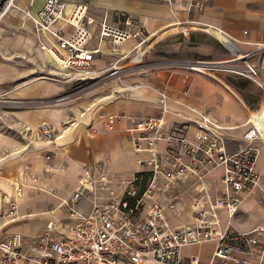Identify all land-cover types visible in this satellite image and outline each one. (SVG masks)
<instances>
[{"label":"crops","instance_id":"obj_1","mask_svg":"<svg viewBox=\"0 0 264 264\" xmlns=\"http://www.w3.org/2000/svg\"><path fill=\"white\" fill-rule=\"evenodd\" d=\"M43 1L16 0V6L0 21V102L6 103L7 108L22 101L46 98L71 82L67 80L64 85L54 86L44 76L31 77L36 69L42 73L48 55L39 49L32 22L24 9L30 8L34 13ZM77 1L87 2L96 20L105 15L111 24L119 23L120 14L133 13L142 27L145 42L137 46L136 39L115 46L98 41L96 29L90 27L94 36L87 47L99 49L91 61L94 75L107 73L114 62L121 72L118 78H104L107 82H100L91 91L93 96L81 106L87 111L78 110L80 117L75 111L65 115L44 110L13 112V116L0 114V239L13 233L26 237L40 233L48 220L65 214L61 203L86 177L99 178L107 173L114 178H125L147 172L151 153L144 148V139L140 140L142 149H135L130 127L139 117L161 113V92L166 95V112L157 134L161 137L158 150L165 163H170L167 136L178 132L194 141L199 124L208 134L221 135L226 151H235L247 144L257 147L254 172L258 180L250 185L230 219L231 226L222 207L207 217L217 224L216 228L232 232H248L263 226L264 140L260 129L250 140L243 139V134L253 126L258 127L257 118L264 117V88L231 73L219 72L209 77L159 63L229 58L230 53L217 55L216 44L211 46L216 55L209 56L205 44L194 40L196 33H201L212 36L233 53L253 52L244 60L264 66V0H203L200 6L194 3L201 0ZM61 25L59 20L55 27ZM164 43L174 56L155 59L150 48ZM135 45L137 52H134ZM33 59L34 65L30 64ZM134 83L139 86L133 88ZM3 115L10 119L1 120ZM68 118L71 124L67 126ZM109 118H113L112 123L108 122ZM44 122H49L54 130V139H46L40 131V124ZM220 177L221 169L214 168L202 177L187 173L172 183L159 181L151 199L163 206L165 225L171 229L193 225L192 201L197 197L204 199L205 194L219 196ZM124 188V181L114 179L110 192H83L75 207L88 213L109 195L119 197ZM15 190L21 193L16 199L13 198ZM9 203L16 205V218L2 215ZM215 243L212 239L190 244L181 249V254L185 258L196 256L208 264ZM259 248L257 245L247 253L234 252L223 264H233L234 257L247 258L249 264H260Z\"/></svg>","mask_w":264,"mask_h":264},{"label":"built area","instance_id":"obj_2","mask_svg":"<svg viewBox=\"0 0 264 264\" xmlns=\"http://www.w3.org/2000/svg\"><path fill=\"white\" fill-rule=\"evenodd\" d=\"M202 2L194 4L200 6ZM15 6L16 0H0V21ZM89 9L87 2L77 0H44L34 13L30 8L24 9L25 16L32 22L39 49L66 70L68 80L89 81L96 77L91 69V61L99 49L87 47L94 36L90 27L96 29L98 41L115 46L136 39L137 46L145 42L142 27L133 13H122L119 23L111 24L105 15L101 20H96ZM59 20L62 25L55 27ZM229 53V58L219 61L195 59L159 64L209 77H215L219 72L231 73L264 88V66L244 60L253 52L239 54V51L233 53L229 50ZM116 63L110 65L108 76L92 85L103 82L109 76L119 75L121 70ZM131 86L136 88L139 85L134 83ZM67 98L62 96L59 100ZM165 100L166 95L161 92V113L139 117L130 127L135 149H142L140 140L144 139V148L151 153L147 172L133 173L125 178H114L106 173L99 178L82 179L79 188L61 203L65 214L48 220L40 233L31 237L13 233L0 239V264H141L146 261L157 264H203L196 256L183 257L181 249L212 239L216 243L208 264H223L232 253H247L257 245L260 247V264H264V225L248 232H232L216 228L217 224L207 217L208 213H215L222 207L228 217L227 224L231 226L230 219L237 212L250 185L258 180L254 172L257 147L247 144L235 151H226L222 136L208 134L199 124L194 141H189L178 132L167 136L170 163H165L158 150L161 137L157 134L163 125ZM108 122L112 123L113 118H109ZM40 131L48 140L55 138L54 130L45 122L40 124ZM258 132L259 128L253 126L243 134V139L250 140ZM214 168L221 169L220 195L211 197L205 194L204 199L197 197L192 201L193 225L178 229L167 227L163 206L151 199L159 181L172 183L187 173L202 177ZM114 179L125 183L119 197L109 195L96 203L88 213L76 209L75 204L83 192H110ZM20 195V190H15L13 198ZM2 215L8 219L16 218L15 203H9ZM233 264H249V259L234 257Z\"/></svg>","mask_w":264,"mask_h":264},{"label":"rangeland","instance_id":"obj_3","mask_svg":"<svg viewBox=\"0 0 264 264\" xmlns=\"http://www.w3.org/2000/svg\"><path fill=\"white\" fill-rule=\"evenodd\" d=\"M194 40H197L198 42L205 44L204 49H205V51H207L209 53V56L210 55H213V56L216 55L215 51H213L214 49L211 48V46H213V45L215 46V44H216L217 49L219 51L217 55L222 56V55L229 53V50L226 47H223L222 45L218 44L217 40H215L212 36H207L205 34L196 33V37L194 38ZM186 50H188V49H185V51ZM137 51H138V48L135 45L134 52H137ZM149 52L151 55L155 56L154 57L155 59L172 58L174 56L173 52L171 50H169L166 43L161 44L160 46L159 45L152 46L150 48ZM179 52H183V51L181 49H179ZM33 56H34V54H33ZM209 56H207V57H209ZM47 57H48V59H46V61H45V64H44L45 66H44L42 73L36 72V71H38V69H36V71H32L31 77L35 78V77H39V76H44L43 78H45L46 81H49L50 83H52L54 86L64 85V81L68 80V78L66 79L67 76L65 75L66 70H64L63 68L58 66L52 60V58H50V56H47ZM35 59H36V57H35ZM35 59H33L30 64H32V63H33L32 65L36 64ZM119 67H121V66H119ZM109 74H110V71L102 74L99 77H95L94 79L89 80V81H81V80L76 81V80L72 79L71 82L69 81V83L65 84L64 89H61L60 91L53 93L52 95H50L46 98L26 100L24 102L22 101V102H19L16 104H12L13 107H11V108H7L6 103L0 102V114L2 115L3 113H9V115L13 116L15 112L36 111V110H44L48 113H55L57 111H60L62 113L64 112V115H65V112H68V111L70 114H72L73 111L78 113V110H80V112H85V111H87L86 108L81 107L83 105V102L88 101L89 98H91V96H93L91 91L94 90L96 87H99V85H101V84L92 85V83L98 81V79H100V78L108 76ZM114 76L113 75L109 76V78H112ZM107 80L108 79H106L105 81L103 80V83L107 82ZM79 81H81V82H79ZM62 96H68L69 99L59 100V98H61ZM0 100H2V99H0ZM78 115H79V113H78ZM2 117L3 118H1V120L10 119L9 116H6V115H3ZM79 117H80V115H79ZM70 121H71L70 118L65 120V122H66L65 125H67V126L70 125L71 124ZM47 123H49V122H47ZM141 264H152V263L144 262Z\"/></svg>","mask_w":264,"mask_h":264},{"label":"bare ground","instance_id":"obj_4","mask_svg":"<svg viewBox=\"0 0 264 264\" xmlns=\"http://www.w3.org/2000/svg\"><path fill=\"white\" fill-rule=\"evenodd\" d=\"M256 121H257V125H258V127L260 129L261 136H262V138L264 140V117H262L261 119L257 118Z\"/></svg>","mask_w":264,"mask_h":264},{"label":"water","instance_id":"obj_5","mask_svg":"<svg viewBox=\"0 0 264 264\" xmlns=\"http://www.w3.org/2000/svg\"><path fill=\"white\" fill-rule=\"evenodd\" d=\"M234 45H235V43L233 42V41H231ZM236 46V45H235Z\"/></svg>","mask_w":264,"mask_h":264}]
</instances>
